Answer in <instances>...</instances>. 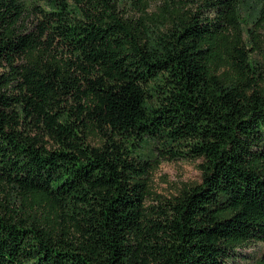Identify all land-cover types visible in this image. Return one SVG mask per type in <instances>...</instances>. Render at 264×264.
I'll return each instance as SVG.
<instances>
[{"label": "trees", "instance_id": "1", "mask_svg": "<svg viewBox=\"0 0 264 264\" xmlns=\"http://www.w3.org/2000/svg\"><path fill=\"white\" fill-rule=\"evenodd\" d=\"M243 1L0 0V264H234L264 242V9L247 30ZM150 142L202 180L152 192Z\"/></svg>", "mask_w": 264, "mask_h": 264}, {"label": "rangeland", "instance_id": "2", "mask_svg": "<svg viewBox=\"0 0 264 264\" xmlns=\"http://www.w3.org/2000/svg\"><path fill=\"white\" fill-rule=\"evenodd\" d=\"M26 4L32 3L34 0H24ZM159 0H152V9L156 8ZM264 9V0H244L241 5L240 13L244 21L245 28H252L257 18L262 16ZM259 47L252 51V57L259 62L261 66L264 64V29H259L258 33ZM91 143L95 145L101 144V137L97 133L90 136ZM153 143L144 144L141 150L147 154H152L151 169L149 173L148 183L152 192L161 193L167 196L178 194L182 189L188 188L202 180V172L198 164L200 159H167L152 153ZM234 264H260L264 262V242H253L250 246L238 249L236 255L231 260Z\"/></svg>", "mask_w": 264, "mask_h": 264}]
</instances>
